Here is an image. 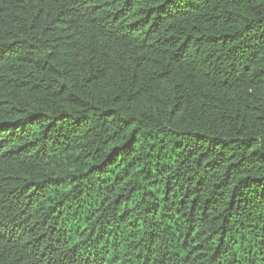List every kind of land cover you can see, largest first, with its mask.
Here are the masks:
<instances>
[{"label":"trees","instance_id":"obj_1","mask_svg":"<svg viewBox=\"0 0 264 264\" xmlns=\"http://www.w3.org/2000/svg\"><path fill=\"white\" fill-rule=\"evenodd\" d=\"M0 264H264V0H0Z\"/></svg>","mask_w":264,"mask_h":264}]
</instances>
